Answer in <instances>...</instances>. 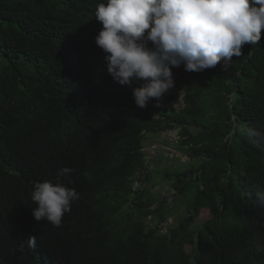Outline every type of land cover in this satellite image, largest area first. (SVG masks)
I'll list each match as a JSON object with an SVG mask.
<instances>
[{"label":"trees","instance_id":"16d2710c","mask_svg":"<svg viewBox=\"0 0 264 264\" xmlns=\"http://www.w3.org/2000/svg\"><path fill=\"white\" fill-rule=\"evenodd\" d=\"M101 2L0 0V264H264V208L252 194L264 188V32L226 69H173L160 106L141 109V85L114 82L95 43ZM175 131L190 162L157 171L169 199L152 189L144 142ZM63 167L73 172L59 182L79 198L54 228L34 219L30 193Z\"/></svg>","mask_w":264,"mask_h":264},{"label":"clouds","instance_id":"9594fccd","mask_svg":"<svg viewBox=\"0 0 264 264\" xmlns=\"http://www.w3.org/2000/svg\"><path fill=\"white\" fill-rule=\"evenodd\" d=\"M102 25L95 37L105 53L107 73L121 86L133 82L135 105L144 109L159 102L175 87L173 69L202 73L233 56H241L246 44L257 45L264 32V0H104L95 9ZM73 169L58 170L57 182H35L30 200L37 222L59 228L71 212L79 193L60 177ZM255 203L264 208V188L252 186ZM37 237L25 240L34 248Z\"/></svg>","mask_w":264,"mask_h":264},{"label":"rangeland","instance_id":"374dc122","mask_svg":"<svg viewBox=\"0 0 264 264\" xmlns=\"http://www.w3.org/2000/svg\"><path fill=\"white\" fill-rule=\"evenodd\" d=\"M2 58L0 57V67ZM183 105L182 98L179 97L176 101L172 103L174 109H179ZM177 132H162L156 135H151L144 142V150L147 155L149 162L151 163V169L153 173L155 172L154 179L155 183L152 189L155 193L163 196L166 195L169 199L172 198V191H170V185L164 178V174H158V170H167L172 167H179L181 165H188L190 159L183 154H181L176 148ZM198 183H193L190 189L187 191L186 196L181 199L177 206L173 209V217L170 219L171 223H176L185 215L186 207L188 205V199L196 193ZM208 194V195H207ZM207 194L202 198L200 204L203 208L199 214V221H202L209 217L210 209L212 205L213 196L212 190H209ZM212 207V206H211Z\"/></svg>","mask_w":264,"mask_h":264},{"label":"built area","instance_id":"2783aa9c","mask_svg":"<svg viewBox=\"0 0 264 264\" xmlns=\"http://www.w3.org/2000/svg\"><path fill=\"white\" fill-rule=\"evenodd\" d=\"M138 187V183L135 184V188ZM166 227V225H164Z\"/></svg>","mask_w":264,"mask_h":264}]
</instances>
